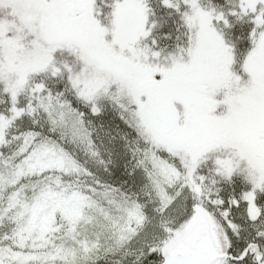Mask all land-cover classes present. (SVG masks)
<instances>
[{
	"label": "snow or ice",
	"instance_id": "obj_1",
	"mask_svg": "<svg viewBox=\"0 0 264 264\" xmlns=\"http://www.w3.org/2000/svg\"><path fill=\"white\" fill-rule=\"evenodd\" d=\"M0 264H264V0H0Z\"/></svg>",
	"mask_w": 264,
	"mask_h": 264
}]
</instances>
